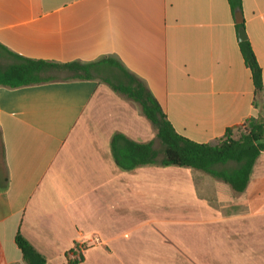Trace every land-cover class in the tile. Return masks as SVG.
Instances as JSON below:
<instances>
[{
  "label": "crops",
  "instance_id": "0c3cea01",
  "mask_svg": "<svg viewBox=\"0 0 264 264\" xmlns=\"http://www.w3.org/2000/svg\"><path fill=\"white\" fill-rule=\"evenodd\" d=\"M241 1L234 10L229 0H0L9 64L6 50L91 66L90 78L63 70L0 86V264H26L18 234L46 264H264V152L238 193L192 168L121 170L110 150L117 133L157 138L141 107L110 90L112 71L140 80L193 142L264 122V88L256 96L239 39L243 28L264 87V0Z\"/></svg>",
  "mask_w": 264,
  "mask_h": 264
},
{
  "label": "trees",
  "instance_id": "16d2710c",
  "mask_svg": "<svg viewBox=\"0 0 264 264\" xmlns=\"http://www.w3.org/2000/svg\"><path fill=\"white\" fill-rule=\"evenodd\" d=\"M232 8H241V0H229ZM240 49L246 66L250 69L256 96L263 91L262 70L257 62L248 40L240 42ZM14 60L6 67L0 66V86L18 88L55 80L46 77L51 71L65 70L77 78H90L91 66L80 64H57L36 61L17 56L6 50ZM124 81L110 87L137 103L146 119L156 128L157 138L163 145L162 151L156 149L154 142L139 143L125 135L114 134L110 142L111 156L117 167L131 171L144 165L158 163L160 154L163 166L192 168L203 171L219 179L238 193L244 192L250 182L254 165L264 152V122L254 120L245 126L226 130L224 137L214 143H196L176 133L159 103L146 86L133 75L121 70ZM240 130L238 138L234 131ZM26 264H46L45 257L20 234L16 237Z\"/></svg>",
  "mask_w": 264,
  "mask_h": 264
},
{
  "label": "rangeland",
  "instance_id": "374dc122",
  "mask_svg": "<svg viewBox=\"0 0 264 264\" xmlns=\"http://www.w3.org/2000/svg\"><path fill=\"white\" fill-rule=\"evenodd\" d=\"M10 63V60L8 59V58H6V57H3V58H1L0 57V66L1 67H5V66H7L8 64ZM112 73L113 74H111L110 75V78H108L113 84H118V83H121V82H123L124 81V78H123V76H122V74H120V73H115L114 71H112ZM119 74V75H118ZM68 75V73L67 72H65V71H63V70H56V71H51V72H49V73H47L46 74V77H52V78H54V79H61V78H64V77H66ZM105 83V82H104ZM109 86V85H108ZM110 87V86H109ZM110 90H112V88L110 87ZM113 92H114V95L115 96H118V97H120V98H122V99H124L125 101H127V102H130V103H132L133 104V101L132 100H130L129 98H127L125 95H123V94H121V93H119V92H116V91H114L113 90ZM134 104H137V103H135L134 102ZM138 105V104H137ZM151 124V123H150ZM90 125H91V122H90ZM152 125V124H151ZM152 128H154V129H156L153 125H152ZM239 135H240V130H235L234 131V137L235 138H238L239 137ZM154 145H155V147H156V149H158V150H160V151H162V149H163V145H162V143H161V141L158 139V138H155V140H154ZM163 159V154H160V156H159V158H158V164H160V162H161V160ZM149 229H151V232H149L148 233V240H149V246H148V248H147V250H149V252H151L153 249L155 250L156 248H155V242H156V240H157V238H158V234L152 229V228H150L149 227ZM79 243H76L75 244V249H76V247L77 246H79L78 245ZM84 248L85 249H87L88 248V242H86V240L84 241ZM79 253V252H78ZM175 258H176V256H175ZM182 260H184L183 258H182Z\"/></svg>",
  "mask_w": 264,
  "mask_h": 264
},
{
  "label": "water",
  "instance_id": "95a60500",
  "mask_svg": "<svg viewBox=\"0 0 264 264\" xmlns=\"http://www.w3.org/2000/svg\"><path fill=\"white\" fill-rule=\"evenodd\" d=\"M237 20H238V23H241L242 22V19H241L240 14H238ZM239 39H240V41H246V39H247L246 33H245V31H244L243 28L240 29Z\"/></svg>",
  "mask_w": 264,
  "mask_h": 264
},
{
  "label": "built area",
  "instance_id": "2783aa9c",
  "mask_svg": "<svg viewBox=\"0 0 264 264\" xmlns=\"http://www.w3.org/2000/svg\"><path fill=\"white\" fill-rule=\"evenodd\" d=\"M95 241L97 243H99V239L98 238H95ZM78 245L79 246L76 247V251L83 252L85 250L84 246H83L84 245V241H80Z\"/></svg>",
  "mask_w": 264,
  "mask_h": 264
}]
</instances>
